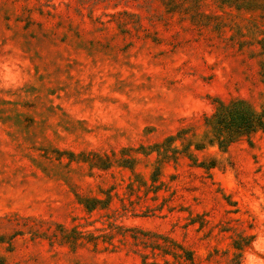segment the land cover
I'll return each mask as SVG.
<instances>
[{
	"label": "rangeland",
	"instance_id": "obj_1",
	"mask_svg": "<svg viewBox=\"0 0 264 264\" xmlns=\"http://www.w3.org/2000/svg\"><path fill=\"white\" fill-rule=\"evenodd\" d=\"M9 58L0 264H240L264 132L224 151L206 119L264 105V0H0Z\"/></svg>",
	"mask_w": 264,
	"mask_h": 264
},
{
	"label": "trees",
	"instance_id": "obj_2",
	"mask_svg": "<svg viewBox=\"0 0 264 264\" xmlns=\"http://www.w3.org/2000/svg\"><path fill=\"white\" fill-rule=\"evenodd\" d=\"M206 124L210 127L206 136L207 143L218 145L225 151L241 137L250 138L255 132H264V105L257 110L242 101H235L231 104L219 103L215 113L206 119ZM184 134V131L180 132L179 137L183 138ZM177 138V136H172L166 140L164 143L166 152L176 149L172 146ZM193 144L195 143L189 141L183 149L189 151ZM200 146L196 144L197 148Z\"/></svg>",
	"mask_w": 264,
	"mask_h": 264
},
{
	"label": "clouds",
	"instance_id": "obj_3",
	"mask_svg": "<svg viewBox=\"0 0 264 264\" xmlns=\"http://www.w3.org/2000/svg\"><path fill=\"white\" fill-rule=\"evenodd\" d=\"M22 62L11 58L0 62V88L17 89L24 85L27 76L23 68L18 66ZM26 66V62H23ZM258 200L251 202L253 213L264 220V194L257 192ZM240 264H264V228L256 232V237L244 251Z\"/></svg>",
	"mask_w": 264,
	"mask_h": 264
}]
</instances>
